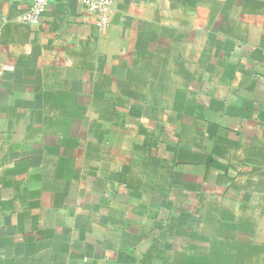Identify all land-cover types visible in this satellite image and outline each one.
<instances>
[{"label":"crops","instance_id":"1","mask_svg":"<svg viewBox=\"0 0 264 264\" xmlns=\"http://www.w3.org/2000/svg\"><path fill=\"white\" fill-rule=\"evenodd\" d=\"M29 9L0 0V264H264V0Z\"/></svg>","mask_w":264,"mask_h":264},{"label":"built area","instance_id":"2","mask_svg":"<svg viewBox=\"0 0 264 264\" xmlns=\"http://www.w3.org/2000/svg\"><path fill=\"white\" fill-rule=\"evenodd\" d=\"M30 5L29 12L23 17V21L35 24L47 11L49 0H11ZM83 3L88 12L94 17V26L100 31H106L109 25L108 13L110 0H78Z\"/></svg>","mask_w":264,"mask_h":264},{"label":"rangeland","instance_id":"3","mask_svg":"<svg viewBox=\"0 0 264 264\" xmlns=\"http://www.w3.org/2000/svg\"><path fill=\"white\" fill-rule=\"evenodd\" d=\"M242 146V149L245 148L248 150L250 159L253 157V154L257 159H264V124L258 137L254 140H249L247 143L244 142Z\"/></svg>","mask_w":264,"mask_h":264}]
</instances>
